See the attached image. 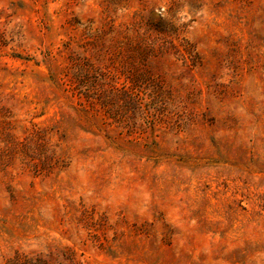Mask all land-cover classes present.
Wrapping results in <instances>:
<instances>
[{
    "label": "rangeland",
    "instance_id": "rangeland-1",
    "mask_svg": "<svg viewBox=\"0 0 264 264\" xmlns=\"http://www.w3.org/2000/svg\"><path fill=\"white\" fill-rule=\"evenodd\" d=\"M0 264H264V0H0Z\"/></svg>",
    "mask_w": 264,
    "mask_h": 264
},
{
    "label": "trees",
    "instance_id": "trees-1",
    "mask_svg": "<svg viewBox=\"0 0 264 264\" xmlns=\"http://www.w3.org/2000/svg\"><path fill=\"white\" fill-rule=\"evenodd\" d=\"M90 97H91L90 95H87L86 96L87 99L90 98ZM133 98H136V97L133 96ZM87 109H94V107H87ZM82 110L84 111L85 110V107H83Z\"/></svg>",
    "mask_w": 264,
    "mask_h": 264
}]
</instances>
